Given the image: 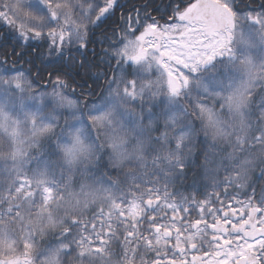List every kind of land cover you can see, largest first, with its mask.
I'll return each mask as SVG.
<instances>
[{
  "label": "snow or ice",
  "instance_id": "obj_1",
  "mask_svg": "<svg viewBox=\"0 0 264 264\" xmlns=\"http://www.w3.org/2000/svg\"><path fill=\"white\" fill-rule=\"evenodd\" d=\"M0 23V264H264V0Z\"/></svg>",
  "mask_w": 264,
  "mask_h": 264
},
{
  "label": "trees",
  "instance_id": "obj_2",
  "mask_svg": "<svg viewBox=\"0 0 264 264\" xmlns=\"http://www.w3.org/2000/svg\"><path fill=\"white\" fill-rule=\"evenodd\" d=\"M129 0H120V2L123 4L125 2H128ZM158 3L160 2H166V0H157ZM115 19V17L113 18ZM7 31V29L4 27L2 23H0V35H4V33ZM5 53H11V48H5L3 46H0V55H3Z\"/></svg>",
  "mask_w": 264,
  "mask_h": 264
},
{
  "label": "flooded vegetation",
  "instance_id": "obj_3",
  "mask_svg": "<svg viewBox=\"0 0 264 264\" xmlns=\"http://www.w3.org/2000/svg\"><path fill=\"white\" fill-rule=\"evenodd\" d=\"M137 0H129L128 2L123 3L124 5H127L128 7H131L133 4H135ZM164 3V2H160ZM126 10V9H125Z\"/></svg>",
  "mask_w": 264,
  "mask_h": 264
}]
</instances>
